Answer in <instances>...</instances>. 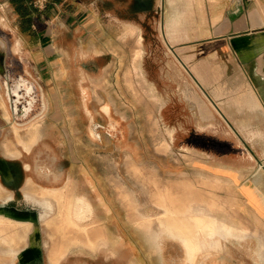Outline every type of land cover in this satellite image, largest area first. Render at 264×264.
I'll return each mask as SVG.
<instances>
[{"label":"rangeland","instance_id":"obj_1","mask_svg":"<svg viewBox=\"0 0 264 264\" xmlns=\"http://www.w3.org/2000/svg\"><path fill=\"white\" fill-rule=\"evenodd\" d=\"M48 1L32 6L34 15L45 18L35 35L4 28V81L10 88L20 77L32 81L35 101L43 91L47 108L39 114L36 106L28 117L17 118L22 124L18 128L7 123V109L4 106L3 116L0 106V190L4 185V192L17 196L15 203L6 204L9 195L0 193V218L32 224L23 251L4 253L1 249L7 244L0 241L2 264L26 259L45 264L47 256L57 264L72 249L96 251L97 240L106 241L104 233L95 230L102 196H110L118 203L116 211L126 213L138 227L151 222L182 239L190 259L199 250L200 236L208 239L220 227L240 237L241 206L235 187L196 168L208 164V148L224 152L243 147L210 104L213 100L199 76L211 83L212 96L221 97L217 101L244 95L225 82L235 78L241 88L246 80L227 76L223 61L198 54V45L189 42L197 29L182 27L189 38L171 43L160 11H150L149 5L144 10L141 0H100L98 10L97 0H79L81 8L78 0L46 6ZM12 15L19 26L18 14L11 13V21ZM126 23L139 26L138 33L126 26L122 37L117 35ZM46 130L52 136L30 151L17 143L33 139L37 132L35 142ZM8 139L21 150L18 157L4 154L1 145ZM6 174L14 180L11 186ZM30 178L40 186L60 189L64 204L26 192L23 186ZM12 207L38 212L21 218L16 217L21 211ZM198 212L201 216L193 215ZM224 215L233 216L232 221ZM246 226L255 248L257 239L264 237V224L249 214ZM13 229L0 222L5 234ZM34 239L40 241L35 252L30 249ZM195 260L198 264V257Z\"/></svg>","mask_w":264,"mask_h":264},{"label":"crops","instance_id":"obj_2","mask_svg":"<svg viewBox=\"0 0 264 264\" xmlns=\"http://www.w3.org/2000/svg\"><path fill=\"white\" fill-rule=\"evenodd\" d=\"M67 1L69 0H64L63 3L66 4ZM39 2L40 0H32V5L39 6ZM48 3L50 6V1ZM141 3L144 10L149 5L150 11H160V23L164 25L167 39L171 43L189 38L187 30L182 27L197 29L189 42L198 45V54L203 53L210 59L223 61L228 70L227 76L238 75L246 80L241 83V88L235 83V78L230 83L225 82L231 91L242 92L244 95L237 97L233 94L226 97L225 101H217L221 97L212 96L211 93L215 89L211 83L207 84L204 78L199 76L203 88L210 93L213 100L209 101L210 104L220 118L231 125L243 145L238 148H226L224 152L208 148V164L196 167L208 173L210 177L224 178L235 187L241 206L240 237L231 236L227 233V228L220 227L218 233L207 236L208 239H201L200 236L199 250L194 258L190 259L182 239L161 232L160 228L156 229L151 222L138 227L126 213L121 215V212L116 211L118 203L110 201V196H102L98 207L101 209L97 208L95 214L100 223L95 230L104 233L106 241L97 240L96 251L92 249L84 253L69 250L57 264H194L197 257L198 264H264V237L257 239L253 248L249 244L250 235L245 228L249 214L264 224V0H141ZM99 4L100 0H97V10ZM81 5L83 4L79 1L78 7ZM115 6V3L110 6L113 11ZM15 12L10 0H0V106L3 116L4 28L20 30L15 17L12 15V21L10 18L11 13ZM126 26L135 27V34L138 33L139 26L126 23L117 35L122 37V29ZM16 38L21 39L19 36ZM215 117L217 118L216 115ZM30 181L34 182L37 189L57 191V197L53 198L64 204L59 197L60 189L40 186L32 178L27 183ZM6 192L10 194L9 191ZM205 213L202 215L207 216ZM193 215L201 216V213ZM207 217L214 218L216 214L209 213ZM231 217L224 215L226 221H232ZM4 223L14 225V229L11 234L7 233L12 237L7 239V242H4L0 235V241L7 244V248L1 251H23L28 242L26 239L31 222L4 217ZM24 223H29L30 227L28 232L22 235L20 226ZM33 232L34 229L30 233L32 237ZM230 240L236 241L237 244L233 245ZM39 243L40 241L34 239L32 246L29 245L31 251L35 252L40 248ZM35 262L33 259L11 263L4 260V264H36ZM45 264H51L48 256Z\"/></svg>","mask_w":264,"mask_h":264},{"label":"flooded vegetation","instance_id":"obj_3","mask_svg":"<svg viewBox=\"0 0 264 264\" xmlns=\"http://www.w3.org/2000/svg\"><path fill=\"white\" fill-rule=\"evenodd\" d=\"M4 88H5L4 89V95H2L3 96V100H4L3 110H4V106H5V108L7 109L8 114H9V117H8V115H5L4 118H5V120H7V123H9V124L12 123L16 127L20 128V126L22 124L19 123L18 121H16V120H18L17 118L28 117V115L31 114L34 111L33 109L36 106H38V108L40 110L39 114H42V112L44 113L45 109L47 108V101L45 100V95H44L43 91H41L40 94H38V96L40 95V100H39V102H36L35 101L36 97L34 96V91H36L35 88H34V83L32 81L26 79V78L20 77L19 79H17L15 81L14 85L11 86V88H10V86L7 83V79L5 78ZM9 101H12V103L10 102L11 103V108H10V104L8 105ZM20 107L22 109H19ZM12 109L15 112L14 114H13ZM11 117H13L14 120H12ZM11 133H13V131ZM45 136H47V137L50 136L51 137L52 135H49L48 134V130H47V132L45 133L44 136L39 137L26 150L30 151L32 148H34L36 145H38L39 142L42 141V138H44ZM3 144L4 143H2L1 146H3ZM23 149H25V148H23ZM3 152H4L5 155L15 156V157H18L21 154V150H19L18 153H13V154H8L4 150H3ZM10 159L16 160L17 158H10ZM26 167H27V165H26ZM21 171L23 172V167L21 168ZM5 177H6L7 185L11 186V183L14 181L12 179L11 174H9V175L6 174ZM4 187H6V186L2 185L3 189H4ZM26 187H27V185H26ZM51 188H56V187H51ZM4 194L7 197L9 195V199H7L6 201H3L4 203L8 204V203H15L16 202V197L17 196H14V195H12V193L9 194L7 192H4L3 195ZM7 207H9V206H7ZM12 209H16L18 211H21L20 212L21 216L19 214L16 216V217H21V218H24L25 216H33V215H35L36 212H38L34 208H32V209H24V210L21 209L20 210V209H17L16 207H12ZM6 213H7V215H10V216L15 215L13 212H9V211L6 212Z\"/></svg>","mask_w":264,"mask_h":264},{"label":"trees","instance_id":"obj_4","mask_svg":"<svg viewBox=\"0 0 264 264\" xmlns=\"http://www.w3.org/2000/svg\"><path fill=\"white\" fill-rule=\"evenodd\" d=\"M52 5L61 3L64 0H49ZM16 13L20 18L19 28L21 31H28L35 35L37 30H41L44 26V19L41 17L42 13L33 14L35 9L32 7V0H10ZM49 4V3H48ZM46 6H49V5ZM51 6V5H50Z\"/></svg>","mask_w":264,"mask_h":264},{"label":"bare ground","instance_id":"obj_5","mask_svg":"<svg viewBox=\"0 0 264 264\" xmlns=\"http://www.w3.org/2000/svg\"><path fill=\"white\" fill-rule=\"evenodd\" d=\"M34 131H38V130L34 129ZM35 134L36 135H34L33 139L38 137L37 132H35ZM33 139H31V140L28 139V140H25V141L24 140H17L18 142L17 141L16 142L20 143V145L23 148L28 149L31 146V144L33 142ZM13 145H14L13 141L11 139H8L7 141L4 142V144L2 146V149L8 154L18 153L19 149H17ZM33 183L31 181L27 183L26 192L27 191L28 192H32V193L35 192L36 194L43 195V196H50L51 198L57 197V195H58L57 191H54V190H51V189H37L35 184H33ZM0 191H3V192H0L1 194L4 193V189L3 188ZM2 220H4V217L0 218V222L4 223ZM20 227L22 228V229L20 228L21 229V234L25 235L27 229L30 227V224L29 223H24L23 226H20ZM0 235H5L8 240H10L12 238V237L8 236L7 233L5 234L1 230H0Z\"/></svg>","mask_w":264,"mask_h":264}]
</instances>
